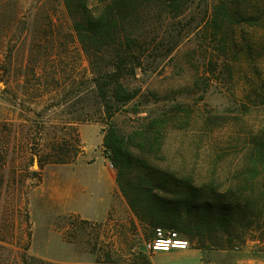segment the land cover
Segmentation results:
<instances>
[{
	"label": "rangeland",
	"instance_id": "rangeland-1",
	"mask_svg": "<svg viewBox=\"0 0 264 264\" xmlns=\"http://www.w3.org/2000/svg\"><path fill=\"white\" fill-rule=\"evenodd\" d=\"M109 1L88 0V7L98 14ZM242 7L253 19L238 27L220 72L204 73L206 54L195 30L162 59L156 73L129 81L144 95L113 119L122 132L132 134L154 119L172 118L158 151H136L160 171L196 184H227L242 164L245 141L263 126L264 0H244ZM74 22L65 0H0V146L6 129L13 130L7 164L0 162V177L5 175L0 264H162L176 259L174 252L145 250L151 230L137 221L119 189L117 170L105 152L107 125L84 120L87 61ZM34 69L43 74L41 82ZM65 119L75 122L80 158L40 169L32 153L42 121ZM46 126L47 142L55 133L71 131L62 124ZM35 171L40 178L32 176ZM219 251L206 252L208 264L226 257ZM228 255L264 258L251 246Z\"/></svg>",
	"mask_w": 264,
	"mask_h": 264
},
{
	"label": "trees",
	"instance_id": "trees-1",
	"mask_svg": "<svg viewBox=\"0 0 264 264\" xmlns=\"http://www.w3.org/2000/svg\"><path fill=\"white\" fill-rule=\"evenodd\" d=\"M243 2L110 0L95 14L88 7V0H65L87 61L82 91L87 104L84 120L96 118L107 125L105 152L117 170V184L137 221L151 230L148 239L154 237L157 228H163L179 232L194 248L205 251L251 246L264 252V123L258 133L245 141L239 152L242 164L223 185L214 180L196 184L190 178H177L136 155V151L144 154L159 150L161 135L172 118L154 119L132 134L122 132L113 120L122 107L144 95L141 87H132L129 81L137 80L141 73H156L162 59L195 30L202 35L206 54L204 73L220 72L235 44L238 27L251 18L244 14ZM162 17L166 18L165 29ZM33 73L41 82L43 74L37 69ZM262 104L264 111V99ZM175 108L180 110L181 106ZM42 123L36 151L32 153L39 168L76 163L82 151L75 122L65 119ZM47 123L62 124L71 131L67 135L55 133L47 142ZM5 132V145L0 146L3 167L10 153L13 130L9 127ZM36 175L40 178L36 171L32 173ZM4 184L5 175L1 174L0 187Z\"/></svg>",
	"mask_w": 264,
	"mask_h": 264
},
{
	"label": "crops",
	"instance_id": "crops-1",
	"mask_svg": "<svg viewBox=\"0 0 264 264\" xmlns=\"http://www.w3.org/2000/svg\"><path fill=\"white\" fill-rule=\"evenodd\" d=\"M106 210L102 212L101 215H104ZM213 251V250H212ZM232 250H220V256L226 255L225 258L218 260L217 258H212L210 260L211 264H264V258H255V259H237L233 260L231 258L227 259L229 252ZM167 254L174 252L177 256H174L176 259L168 260V262H163L162 264H208L207 254L205 250L197 248H189L185 250H171V251H162ZM224 259V260H223Z\"/></svg>",
	"mask_w": 264,
	"mask_h": 264
},
{
	"label": "built area",
	"instance_id": "built-area-1",
	"mask_svg": "<svg viewBox=\"0 0 264 264\" xmlns=\"http://www.w3.org/2000/svg\"><path fill=\"white\" fill-rule=\"evenodd\" d=\"M192 247L191 241L174 230L157 228L153 238L144 241L147 252L185 250Z\"/></svg>",
	"mask_w": 264,
	"mask_h": 264
}]
</instances>
